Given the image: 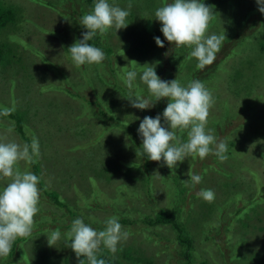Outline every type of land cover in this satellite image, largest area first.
Segmentation results:
<instances>
[{
    "label": "rangeland",
    "instance_id": "374dc122",
    "mask_svg": "<svg viewBox=\"0 0 264 264\" xmlns=\"http://www.w3.org/2000/svg\"><path fill=\"white\" fill-rule=\"evenodd\" d=\"M0 1L17 6L14 8L17 12V19L14 24L7 26L0 33V44L8 42L5 34L13 33L12 35L15 37H21L20 30L26 24L25 29L30 32L28 38H20L22 40L20 43H10L8 45L11 50L9 63L0 62V102L9 108L13 106L15 110L24 111V131L27 140L24 141L20 138L19 133L12 127L14 126L12 120L9 122L6 117L1 115L0 135H6L9 140H14L20 144H31L33 138H37L39 142V155L33 159L38 166L36 175L39 177L40 200L38 207L40 211L34 217V226L29 238L18 243L23 258L14 260V264H63L65 261H69V264H79L76 254L66 247L68 240L65 234L71 226L65 227L72 223L74 219H85L95 224V229L103 230L105 227L104 221L108 217L116 215L118 217L119 215L132 218L135 214V217L138 218H155L159 207L167 209L170 215L178 217L177 222H182V225L190 232V237L193 239L190 253H197L194 256L195 258H191V264H228L227 256L224 254L225 258H222L220 249L225 252L227 245H231L238 238L245 243H250L252 248H256V243L254 244L256 236L258 239L264 238V229L257 230L254 227L256 225L264 227V212H260L259 219L256 216L250 218L251 222L248 221L249 228L229 231L231 237L221 234L223 231L227 232L224 229L227 215L222 216L216 223V229H212L208 238H206L202 230L206 228L205 222L207 220H215L216 215L214 214L218 212L219 205H222V202L219 201L222 192L218 189L219 192L215 193L212 202H205L198 195L202 186L213 184L215 181L217 184L218 181L224 182L229 179L244 185V190L238 189L234 193V197L243 200L247 194L252 193L256 186V180L251 171H257L258 182L259 180L264 182V161L259 157L249 160L254 154L251 148L241 154H234V157L226 155L227 159L224 161L219 160L215 155L207 157L202 163L198 158L187 157L182 163H178V167L175 169V171H180L181 174L184 172V175H182L184 178L176 175L177 173H173V170L167 174L162 172L159 162L150 160H148L150 163L148 171H143L141 169L142 163L139 160H134L133 168L122 172V175L115 176V170L111 173V179H103L98 174L99 172L101 173L104 168L112 165L117 157H127L130 145L137 149L130 125L137 123L140 126L144 116H142L139 109L131 106L130 100L127 98L130 96L131 90L125 89V87H120L119 90L109 89L101 80L96 81L98 91L102 89L105 93H112V102L100 98L101 104L104 105L103 108L110 112H105L107 116L104 114L93 116V113L85 105L86 102H79L67 96L64 90L58 89L59 87H67V83L60 79L65 74L66 76H73L74 80L79 79V73L72 72L73 62L62 55L66 54L65 47L61 51L63 44L70 46L74 43L78 27L75 28V24L77 23L67 16L63 18L64 15L51 12L50 7L40 4L45 13L49 11L52 13L46 19V25L53 28L51 30L53 35H51L46 31H39L33 26L39 14L35 1L27 0L26 5L24 4L25 0ZM239 1L241 0H202L206 6H211L212 11L217 15L223 8L229 7L230 4L237 6ZM171 2L172 0H111V5L129 11L130 14L126 19V23L129 25L118 32L114 28L110 29L102 37L100 43L106 46L109 45L113 49H117V47L120 49L119 46L123 43L129 45L130 42H138L141 46L138 53H141L148 45L153 43L157 45L155 37H160L164 41V47L158 46V54H153L147 65L153 64L158 67L157 59L159 56L161 62L167 63L174 48H186H176L175 45L169 43L161 32V23L158 20L153 21L154 9L159 5L161 7ZM129 4H131L130 9L128 8ZM247 4L255 6L257 2L249 0ZM257 15L258 13L253 14V16ZM213 16L218 21L210 29L216 30L217 33V31L223 29L222 16ZM147 18L152 22L149 28L152 29L154 26L155 32L150 33L145 29L142 34L138 31L148 26L144 21ZM27 19L28 21H26ZM62 26L63 35H59L58 28ZM229 38L227 36L225 41L228 42L227 39ZM15 48L18 51H14ZM155 50H153V53H155ZM125 51L126 54L122 56V60H128L130 56H140L132 50L131 45L127 46ZM19 53L21 58L18 57ZM62 57L65 59H62ZM253 61L251 65L248 62L241 65L240 82L235 90L232 91L226 87L225 79L221 85L215 87L212 91V95L218 93L222 97H226L229 103L228 107L221 108L218 102L214 101V105L210 109L207 128L213 129V135L216 136L227 134L236 146L237 144L241 146L245 144L246 133L254 130V128H256V132H260L259 128H263L264 134V125L259 124L260 122L264 123V106L262 102L264 96V67L257 61ZM143 62L145 63V59H143ZM51 63L58 65L59 72L57 69L54 72V70L46 68V65ZM82 67L85 71L79 69L83 76L82 80L78 81L79 84L86 82L88 70L95 73L100 71V67L95 64L89 67L83 65ZM38 75L39 81L37 80L35 84H32L31 79H35ZM106 76L113 79V75L108 72ZM40 84L48 88L41 91ZM24 86H29V90L23 89ZM80 92L84 93V90ZM28 101L29 104H26ZM212 116L216 117L218 121L212 123L211 121L215 120V118H211ZM6 125H9V127ZM77 130H81L80 133H77ZM185 135H187L186 131ZM140 141L143 143L141 138ZM241 159L244 161L241 162ZM29 163L21 161L18 167L21 171L27 170L34 173L30 169ZM245 164H247V168H242L245 167ZM190 169L195 175H198V172L204 169L200 183H185L186 180L190 179L187 175ZM72 170L76 172L73 173ZM237 170V174L240 175L237 179L234 175L227 174ZM66 171H69V173H66ZM81 172L84 176L78 175ZM8 182L7 180L0 181V186L2 185V188H4ZM93 182L94 184H90ZM73 184L80 186V189H75ZM41 186H44L45 189L55 190L65 207L56 205L41 189ZM147 189H149V193H147ZM105 198H107L106 202H104ZM190 200L194 203L192 207L188 205ZM103 208L105 209L103 210ZM114 209H120L122 213H117V211L115 213ZM184 210H186V214L183 213ZM208 217L210 218L205 220ZM239 219H243V217ZM101 222H103L102 225H100ZM119 222L122 225V231L128 233V238L117 245L115 253L110 252L108 249L105 252L104 248L101 247L104 256L116 259L121 264H129L130 261L127 259L125 250L119 248L120 244L123 242L127 244L128 242L136 245L135 251L130 250V255L132 257L141 256L142 258V261L138 264H181V261L184 260L179 253L184 248H180L176 243L174 227L170 223L148 226L139 219L136 221L139 224H135L138 228L135 229L132 226L133 230L130 225ZM40 223H42V232L38 233L36 229ZM57 225L60 227L61 239L56 246L50 247L47 234L57 230ZM126 226L133 232H129ZM244 231L247 232L244 234ZM148 232L160 233L161 237V240L154 245L153 253L150 255L141 253V240L145 237L144 233ZM133 237L136 241L130 242L129 240H134ZM151 242L153 243V241ZM228 242H231V244H228ZM61 244L65 248H61ZM148 245H151V243H148ZM230 247H228L229 251L231 250ZM241 248L243 249V247ZM83 259L85 258L83 257ZM203 260L206 262H203Z\"/></svg>",
    "mask_w": 264,
    "mask_h": 264
},
{
    "label": "trees",
    "instance_id": "16d2710c",
    "mask_svg": "<svg viewBox=\"0 0 264 264\" xmlns=\"http://www.w3.org/2000/svg\"><path fill=\"white\" fill-rule=\"evenodd\" d=\"M36 3V7L39 10L38 19L35 21L34 25L35 28H37L39 31H46L48 34H52L51 28L49 25H46V19L48 15L52 14L51 12L58 13L61 15L69 17L73 21H75L77 24L76 26V35H75V41L80 40L83 38L82 33L87 31L84 29L80 24L79 21L81 18L88 14L95 3V0H33ZM210 1V0H209ZM215 1V0H214ZM256 1V0H255ZM110 3L111 0H108ZM249 0H241L238 2L237 6H232L231 4L229 7L223 8L218 15H221V23L223 25V29L221 31L211 30L210 27L214 26L217 21L215 20L214 16L212 17L207 35L211 34H225L226 37H230L227 39L228 42L224 40V42L221 45L220 51L216 54L215 61L209 65L206 66L203 70H198L197 60L195 58H189V53L191 49L184 48V49H173L172 54H170L169 61L167 63L161 62L160 56L157 59L158 67H155V65H147L148 60L153 56V54H158V45H155L154 43L152 45H148V47L145 48V50H142L141 53H138L140 50V45L138 42H130V44L123 43L121 44L120 49L117 47V49H113L109 47V45H102L101 39L102 37L99 36V34L94 37L89 43H91L95 47H99L103 50L105 53V59L100 64H95L96 66L100 67V71L95 73L91 70H88V76L85 83L79 84L78 81L82 80V74L79 69H82L85 71V69L81 66L77 68L74 64L72 66V72L79 73V79L73 78V76L66 74L62 76L60 79L64 81V83H67V89L63 87H59L58 89H62L65 91L66 95L78 100L79 102H86V106L89 109L90 112H92L93 116H99V115H105V112H110L109 110H105L103 107L104 105L101 104L100 98H103L104 100L108 102H112L111 100V94L112 93H105L101 89L98 91L96 89L95 82L98 80H101L104 82L103 84L106 85L107 88L113 89V90H119L120 87H125L127 89L122 77L125 75V73L129 70H135L137 72V77L135 81L133 82V88L131 89V96L136 97L139 95L140 97L149 100L150 103L154 102V98L150 96L147 86L142 83L140 80V75L142 74L143 70L146 67H153L155 68V71L157 75L165 81H171L174 79H178L182 86H187V84L192 80H200L212 93L213 89L219 85L226 79V87L230 90H235L236 87L239 86V73L241 72L240 67L242 64L248 62L249 65H251L255 60L259 64H261L264 67V14H262L258 10V5L255 4V6H252L250 4H247ZM28 3L27 0H25L24 4L26 5ZM208 3V2H207ZM40 4H43L45 6H48L51 8V12L45 13L43 11V8L40 6ZM210 5V4H208ZM16 5L13 4H6L2 3L0 1V33L7 28V26L14 24L16 21V15L17 12L14 8H16ZM160 7V5L158 6ZM154 9L153 12V21H156L155 19V11L158 9ZM211 7V6H210ZM254 13H258L257 16H253ZM213 15L218 16L215 12H213ZM28 21V19L26 20ZM148 26L146 28L140 29L142 34L145 32V29L150 32L154 33L155 28L153 26L152 29L149 27L151 26L152 22L150 19L144 20ZM30 22V21H29ZM27 24L20 30V36L21 37H15L12 35L13 33L5 34V37L8 39V42H2L0 44V62H6L9 63L10 60V48L9 44H17L20 43L22 40L20 38H28V34L30 33L25 29ZM39 26V27H38ZM56 29V28H54ZM60 34L63 35V26L58 28ZM151 30V31H150ZM81 34V36H79ZM231 39V40H230ZM1 41V40H0ZM132 47V50L134 52H137L140 54L139 57L130 56L128 57V60H122V56L126 54L125 48L128 46ZM157 46V47H156ZM65 47L66 54L64 57L68 58L71 62V57L68 52V47L66 45H62V49ZM155 50V53H153V50ZM14 51H18L17 48L14 49ZM18 57L21 58V54H18ZM18 59V58H17ZM62 59H65L62 57ZM143 59H145V63L143 62ZM135 61V62H133ZM90 65H88L89 67ZM47 69L55 70L57 69L58 72L60 68L58 65H46ZM227 70V71H226ZM109 73L110 75H113L111 79L110 77L106 76V73ZM64 74V72H62ZM58 75V74H57ZM35 77V74H34ZM43 78V75H42ZM118 78V81H117ZM39 81V75L36 76L35 79H31L32 84H35L36 81ZM116 80V81H115ZM43 81V80H42ZM15 83V82H14ZM13 83V84H14ZM43 83H45L43 81ZM15 85V84H14ZM40 90L44 91L48 87H45L43 84H40ZM50 86V85H49ZM29 86H24L23 89L29 90ZM104 87V86H102ZM51 88V86H50ZM80 92V91H83ZM103 92V94H102ZM215 92V91H214ZM263 96V95H262ZM214 101H217L219 106L221 108L228 107V99L226 97H222L218 93H214L213 95ZM221 99V100H220ZM263 106H264V96L262 99ZM169 101L167 98L161 99L159 102H155L154 106L145 109L140 110V113L142 116H150L152 118H155L158 114L162 116V113L164 109L167 107V104ZM29 104V101L26 103ZM91 114V113H90ZM0 115L6 117L9 122L12 120L14 123V126H12L15 131L19 133V136L24 141L27 140V136L25 135V125H24V111L15 110V107H7L3 105L2 102H0ZM111 118V115L109 116ZM211 118H215L213 122H217L218 119L214 116ZM162 124L163 119H162ZM260 125H264V123L260 122ZM9 127V125H6ZM139 125L137 123H134L130 125V130L133 135V139L136 141L137 149L133 148V145H130L127 153V157L120 156L117 157L114 163L112 165L107 166L104 168L101 173L98 174L100 177H102L105 180H109L112 178V172L116 170L115 176L122 175V172L128 171L129 168H133L134 166V160H139L143 166H141V169L143 171L148 170V167L150 165L148 159L144 157L143 149H142V142L140 141V135L138 133ZM254 130H250L246 133L245 137V144L238 145L232 140H230L229 136L227 134L216 136V141L219 143L220 141H223L227 145V153L229 157L237 155V153L241 154L245 150L251 148L252 151H254V154L249 158V160L261 158L262 161H264V134H263V128H259L260 132H256ZM81 130H77V133H80ZM177 135L181 138L182 141H187V135L184 133L177 132ZM215 147V146H212ZM235 154V155H234ZM257 154V155H256ZM214 154H210L212 157ZM198 158L192 157V159ZM204 159H200V163L204 162ZM243 162L244 160H240ZM163 161L159 162V165L161 167V171L167 173H170L172 169H169L167 166H161ZM30 164V169L34 171V174L38 172V166L33 159ZM219 165V164H218ZM184 167V165H183ZM247 168V164H245V167ZM239 168V169H242ZM238 169V170H239ZM238 170L232 173H227L228 175H234L235 179L239 178L240 175H238ZM251 171V170H250ZM75 173L76 171H73ZM174 173V171H172ZM204 169H202L200 172H198V175L201 177L203 176ZM66 173H69V171H66ZM176 173V172H175ZM180 175H184V172L179 171ZM221 173V170H220ZM178 174V173H177ZM252 176H254L256 180V186L252 193L247 194L245 199H241L238 197H234V193L238 189L244 190V185L239 184L237 181H231V179L224 181V182H217L216 181L213 184H207L205 186L201 187L202 190H211L213 192V197H215V193L219 192V190L222 192L221 197H219V201L222 202V205H219L218 212H216L214 215H216L215 220H207L210 217L206 218L207 220L205 222L206 228H203L202 233L206 238H208L210 232L212 229H216V223L219 221L218 219H221L222 216H226L227 221L224 225V229L227 230L223 231L221 234H225L228 237H231V233L229 231H232L233 229L236 230H242L244 228H249V223L251 222L250 218L252 216H256L257 219L260 218V212H264V188L263 184L264 182H258L259 176L257 171H251ZM79 176H84L83 172L78 174ZM183 177V176H182ZM184 178V177H183ZM232 178V176H230ZM82 182V181H79ZM90 184H94L90 183ZM75 189H80V186L77 184H73ZM41 189L44 190V192L52 199L56 205H60L59 207H65V204L61 202L59 199V195L55 190L51 189H45L44 186H41ZM219 189V190H218ZM0 191H3L2 185L0 186ZM96 192V191H95ZM147 193H149V189H147ZM203 199V198H202ZM214 199L212 198L210 201H207L204 199L205 202H212ZM107 201V198H105V201ZM50 203V202H48ZM188 205L192 207L194 203L190 200L188 202ZM105 208H103L104 210ZM40 211V208H39ZM115 213H122L120 209H114ZM184 214H186V210L183 211ZM117 216V215H116ZM243 217V219H239ZM109 218V217H108ZM119 221L124 223L125 225H130L131 228L137 229L138 226L135 224H139L136 222L140 219V221L145 222L148 226L150 225H159L163 223H170L174 227V232L176 236V243L180 246V248H184L180 250V254L183 256L184 260L181 261V264H191V258H195L194 256L197 254L196 252H191L190 249L193 246V239L190 237V232L182 225V222H177L176 216H172L169 214V212H166L164 210H161V212H158L156 214L155 218H149L145 217L138 218L135 217V214L132 216V218H127L124 216H119ZM35 220V218H34ZM107 220V219H106ZM249 221V223H248ZM84 222L91 227L95 229V224L88 222L84 219ZM103 222L100 223L102 225ZM237 225V227H236ZM71 226V223L68 224L65 228H68ZM133 226V227H132ZM251 226V225H250ZM98 227V225H97ZM127 227V226H126ZM57 229H60V227L57 225ZM133 228V230H134ZM145 228V227H144ZM238 228V229H237ZM254 228H257V230H263L264 227H259L256 225ZM98 229V228H97ZM96 229V230H97ZM128 229V227H127ZM129 230V229H128ZM146 231V230H145ZM36 232L40 233L42 232V223L38 225V228L36 229ZM129 232H133L132 230H129ZM247 231H244V234ZM145 237L141 240V253L144 254H151L153 253L154 245L157 244L160 240V233H144ZM26 238H18L12 246V250L10 254L6 258H1L0 264H14V260L20 259L23 256L20 253V248L18 247V243L24 242ZM134 240H129L130 242L136 241L135 237H133ZM125 241V240H123ZM153 241V243L151 242ZM69 241H67V248L71 250L72 253L74 251L68 247ZM148 243H151V245H148ZM256 243V248H252L250 243H245L241 240H236L234 243L231 244V242H228L227 248H225V252H223L220 248V251L222 253V258L227 256L228 264H264V238H259L256 236V239L254 241V244ZM232 246V247H230ZM219 247V246H218ZM231 249L230 251L228 250ZM243 247V249L241 248ZM61 248H65V246H62ZM120 249H124L127 254V259L130 261L129 264H138L140 261H142L141 256L132 257L130 255V250H134L136 248V245L131 243H122L119 246ZM103 248L99 252H97V258L103 259L104 264H121V262H118L116 259H111L102 254ZM105 252L108 250L104 248ZM80 259H83L81 257ZM203 262H206L203 260ZM63 264H69V261L63 262Z\"/></svg>",
    "mask_w": 264,
    "mask_h": 264
},
{
    "label": "clouds",
    "instance_id": "9594fccd",
    "mask_svg": "<svg viewBox=\"0 0 264 264\" xmlns=\"http://www.w3.org/2000/svg\"><path fill=\"white\" fill-rule=\"evenodd\" d=\"M256 2L258 10L264 14V0ZM128 8H131V4ZM129 14L128 10L111 5L108 0H95L92 10L79 21L87 30L82 33L83 38L74 40L73 44L67 46L73 64L79 68L83 65L102 63L105 53L89 42L98 34L104 37L112 28L116 32L126 28L129 25L126 23ZM212 17V7L206 6L202 0H172L155 11V18L162 25L163 36L176 48L191 49L189 58L197 60L198 70H203L215 61L216 54L227 38L225 34H206ZM155 42L159 47H164V41L160 37H155ZM136 77L135 70L127 71L122 77L129 90L133 88ZM140 80L147 86L154 102L150 103L139 95H130L127 98L132 107L145 110L161 99L167 98L169 101L162 116H146L140 123L138 133L143 141L144 157L154 162L163 161L162 167L167 166L179 176V171L175 169L178 163H182L187 157L198 156L204 159L214 154L221 161L227 159L226 143H217L213 135L214 130L207 128L214 98L200 80H192L187 86H182L178 79L162 80L153 67H146L140 75ZM185 131L186 142L177 135V132ZM213 145L215 147H212ZM38 155L37 138H33L31 144H20L9 140L6 135H0V181H9L3 191H0V258H6L10 254L13 243L18 238H26L32 233L34 217L39 212V177L31 171H21L18 165L21 161L32 162ZM187 175L190 179L185 183L201 182L202 178L193 174L191 169ZM198 195L210 201L214 194L211 190H202ZM161 210L167 212V209L159 207L158 212ZM104 225L103 230H96L82 218L72 221L65 236L69 241L68 247L76 254L79 264H104L103 259L97 258L101 247L115 253L117 245L127 240L128 233L122 231L118 217L108 218ZM47 238L50 247L56 246L61 239L60 230L51 231ZM81 257L85 259H80Z\"/></svg>",
    "mask_w": 264,
    "mask_h": 264
}]
</instances>
